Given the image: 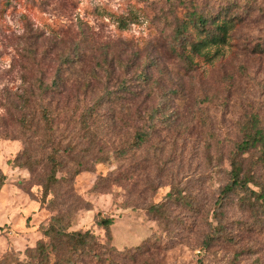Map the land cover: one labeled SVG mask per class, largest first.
Here are the masks:
<instances>
[{
    "label": "rangeland",
    "instance_id": "1",
    "mask_svg": "<svg viewBox=\"0 0 264 264\" xmlns=\"http://www.w3.org/2000/svg\"><path fill=\"white\" fill-rule=\"evenodd\" d=\"M200 14H222L232 28L225 43L205 47L204 58L188 66L169 47L177 25ZM117 17L127 19L125 31ZM67 55L77 62L61 67V86L41 97L38 87L55 84ZM141 70L149 76L148 125L155 127L148 148L120 163L112 156L95 163L135 133V124L115 121L88 139L83 111L122 80L134 83ZM26 90L35 110L50 104L53 112V130L35 124L36 144L51 136L69 150L57 173L62 184L45 201L40 184L50 151L32 146L39 164L31 173L11 164L24 148L13 118ZM159 105L164 113L149 123ZM108 108L99 111L103 126L116 117ZM256 120L264 131V0H0V169L7 175L0 258L12 250L23 259L54 216L70 220V230L104 238L95 225L101 213L114 221V261L106 264H264V204L221 196L233 156L264 185L260 148L236 154ZM145 158L148 167L132 177ZM212 226L222 233L207 247Z\"/></svg>",
    "mask_w": 264,
    "mask_h": 264
},
{
    "label": "trees",
    "instance_id": "2",
    "mask_svg": "<svg viewBox=\"0 0 264 264\" xmlns=\"http://www.w3.org/2000/svg\"><path fill=\"white\" fill-rule=\"evenodd\" d=\"M9 2V0H8ZM131 24L134 21L131 20ZM232 19H227L222 14L218 15H203L192 17V19L182 20L174 30L175 42L170 44V51L172 54L185 60V63L190 66L194 64V58H204L201 55V50L207 46L219 45L226 42L229 32L232 28ZM116 23L118 28L125 31L128 27L127 19L123 17H117ZM128 43L127 45H129ZM76 50V56L80 54ZM77 62L76 59H72L69 55L61 58L58 70L56 72L55 84L51 86L38 87L41 97L51 96V92L57 90L61 85L59 73L61 67L66 68ZM133 82L130 84L127 80H122L116 90H105L104 94L98 98L94 104L84 109L81 116V123L88 139L95 140L97 130L109 128L112 122L118 121L121 124H126L129 121H133V129L135 133L130 134L128 139L120 140L119 143L113 144L110 148L109 154L101 158L98 157L97 162H106L111 156L118 161L123 162L131 157H135L138 151L148 148L149 138L152 137L151 132L155 129L154 124L148 125V84L149 76L146 70H141L135 78H132ZM26 97H18L19 105L22 107L20 112H17V117L13 118V122L17 129L22 134L23 151L19 153L14 161L11 162L12 168L26 169L30 173L33 171V165L39 164L35 156V152L32 146L43 145L45 149L50 153L45 158L47 167L49 169L48 175L43 183L42 198L44 201L52 195L54 190L61 186V180L57 178L59 168L62 167L63 155L69 153L67 149H61L60 146H56V142L52 140L51 136L43 142L39 141L37 144L34 141L33 136L36 134V125H42L43 130H53V112L50 104L45 106L37 104V110L34 106L36 103L31 104L29 95L33 96L31 92L24 91ZM145 95V97H144ZM122 99V100H120ZM125 99V100H123ZM18 101V99H17ZM14 105V103H13ZM17 105V107L19 106ZM39 106V107H38ZM109 106L108 110L116 115L114 121H109L106 126L99 123L98 119L101 117L100 110ZM15 107V108H17ZM114 107H119V110H114ZM113 108V109H112ZM134 108V110H132ZM164 111L159 105L152 111L150 115V121L157 120L158 115H162ZM96 125L103 126L101 128ZM48 143V146L46 144ZM45 144V145H44ZM260 148L259 163L264 167V131L260 129L259 122L252 121L247 125V131L241 143L237 145V152L248 154L251 150ZM66 152V153H65ZM99 156V155H98ZM41 163V162H40ZM84 168L83 165L78 166ZM148 167V159L145 158L141 161V167L134 169L132 177L137 176L143 169ZM229 182L224 187L222 192V198H227L232 194H241L244 199L252 206L255 202H261L264 204V185L258 183L256 179L248 172H244L243 164L237 160V156L230 158ZM80 172L76 170L75 176ZM136 174V175H135ZM7 181V175L0 169V192ZM257 188V190L251 188ZM173 194H170L172 196ZM178 200L179 198L176 197ZM52 200V199H51ZM183 200V198H182ZM254 201V203H252ZM222 202H220L221 204ZM160 205V204H159ZM150 207V210L155 212L158 206ZM217 209H214V216L218 214ZM148 212V207H147ZM114 221L110 216H102L99 213L95 219V225L100 227L105 233L104 238H100L92 229L86 230H70L72 223L70 220L54 216L50 218L46 225H43L42 234L43 238L39 239L34 247H29L24 252V258L20 259L14 251L6 252L0 258V264H106L108 261H114L111 258L114 250H109L112 242L111 227ZM216 233H222L220 228L211 227L210 236L205 242L208 247L211 245L212 239ZM120 257H118L119 259ZM126 257H122L125 260ZM114 264V262H111Z\"/></svg>",
    "mask_w": 264,
    "mask_h": 264
}]
</instances>
